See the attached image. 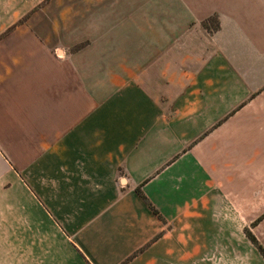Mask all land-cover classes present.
<instances>
[{
    "label": "crops",
    "instance_id": "crops-1",
    "mask_svg": "<svg viewBox=\"0 0 264 264\" xmlns=\"http://www.w3.org/2000/svg\"><path fill=\"white\" fill-rule=\"evenodd\" d=\"M42 12L0 18V264L219 250L216 199H264V0Z\"/></svg>",
    "mask_w": 264,
    "mask_h": 264
},
{
    "label": "rangeland",
    "instance_id": "rangeland-1",
    "mask_svg": "<svg viewBox=\"0 0 264 264\" xmlns=\"http://www.w3.org/2000/svg\"><path fill=\"white\" fill-rule=\"evenodd\" d=\"M48 1L0 0L2 19L14 18L11 16L14 11L24 10L19 22L9 25L2 36L10 34L19 23L33 18L37 13L47 14L42 11ZM215 24L216 21L212 19L211 25ZM262 191L264 197V188ZM252 195L253 199H239L238 194H232L233 199H216L213 224L216 234L211 239L220 249L205 253L195 264H264V254L258 249V246L264 249V199H254L255 194Z\"/></svg>",
    "mask_w": 264,
    "mask_h": 264
},
{
    "label": "trees",
    "instance_id": "trees-1",
    "mask_svg": "<svg viewBox=\"0 0 264 264\" xmlns=\"http://www.w3.org/2000/svg\"><path fill=\"white\" fill-rule=\"evenodd\" d=\"M214 20V21H216V18L215 17H212V18H210V19H208L207 21H205V26H207L208 28H210V27H212V28H215L216 27V24H215V26H209V22H211V20ZM151 209L153 210V212L155 213V214H157L158 215V212L151 206ZM253 241H254V239H253ZM258 249L261 251V253H263L264 254V249L261 247V246H258ZM126 262V261H125ZM125 262H123L122 264H124Z\"/></svg>",
    "mask_w": 264,
    "mask_h": 264
}]
</instances>
